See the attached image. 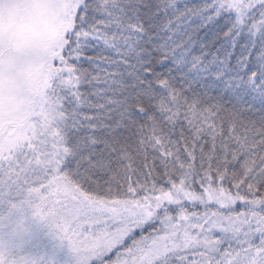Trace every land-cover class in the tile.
<instances>
[{"label":"snow or ice","instance_id":"obj_1","mask_svg":"<svg viewBox=\"0 0 264 264\" xmlns=\"http://www.w3.org/2000/svg\"><path fill=\"white\" fill-rule=\"evenodd\" d=\"M264 264V0H0V264Z\"/></svg>","mask_w":264,"mask_h":264},{"label":"rangeland","instance_id":"obj_2","mask_svg":"<svg viewBox=\"0 0 264 264\" xmlns=\"http://www.w3.org/2000/svg\"><path fill=\"white\" fill-rule=\"evenodd\" d=\"M30 251L37 256L42 264H68L70 254L55 238L52 230L46 226L35 236Z\"/></svg>","mask_w":264,"mask_h":264}]
</instances>
